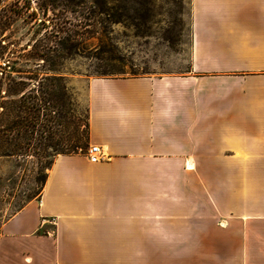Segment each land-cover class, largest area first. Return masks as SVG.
<instances>
[{
	"label": "crops",
	"instance_id": "1",
	"mask_svg": "<svg viewBox=\"0 0 264 264\" xmlns=\"http://www.w3.org/2000/svg\"><path fill=\"white\" fill-rule=\"evenodd\" d=\"M191 3L189 73L92 82L103 160L55 159L2 226L0 264H264V239L245 238L244 182L208 176L264 168V0Z\"/></svg>",
	"mask_w": 264,
	"mask_h": 264
},
{
	"label": "rangeland",
	"instance_id": "2",
	"mask_svg": "<svg viewBox=\"0 0 264 264\" xmlns=\"http://www.w3.org/2000/svg\"><path fill=\"white\" fill-rule=\"evenodd\" d=\"M25 0H0V81L2 68L6 65L14 68L12 76H26L27 71L35 70L39 62L28 58L32 45L39 34L38 25L27 15L17 16L18 6H24ZM148 6L154 11L150 17L149 35L137 36V29L117 26L114 29L118 52L126 58L125 74L113 77H99L90 74L93 61L89 58L76 57L62 66V76L74 100L73 110L79 124L89 123L90 91L92 82L97 78H161L189 73L192 63V3L191 0H149ZM36 8L35 4H32ZM25 10V9H24ZM32 12V11H31ZM133 18L137 17L131 13ZM40 32L43 33L42 30ZM97 46V40L87 41V53ZM10 70V69H9ZM21 71V73H17ZM24 82L28 79L22 78ZM3 91L6 90L3 86ZM31 86L24 93L14 96L20 100L29 94ZM36 94V92H35ZM36 106H41L36 117H31L34 133H24L20 128L18 144L23 152L29 147V156L0 157V232L4 223L15 215L21 207L38 199L50 168L40 172V165L48 166L54 159L42 158V149L48 154L56 144L61 145L66 137L62 122V108L56 114L45 110L44 97L36 95ZM24 116V115H23ZM82 121V122H81ZM19 132V129H18ZM17 134V133H16ZM17 136V135H16ZM91 144L83 152L88 154ZM224 175L236 177L244 182L245 238L259 234L264 239V230L254 232L253 223L264 224V217L254 218V203L264 204V168L245 167H208V176ZM256 181V195L254 200ZM260 202V204H259ZM263 209V208H262ZM264 244V243H263Z\"/></svg>",
	"mask_w": 264,
	"mask_h": 264
},
{
	"label": "trees",
	"instance_id": "3",
	"mask_svg": "<svg viewBox=\"0 0 264 264\" xmlns=\"http://www.w3.org/2000/svg\"><path fill=\"white\" fill-rule=\"evenodd\" d=\"M148 1L25 0L24 6H18L17 16L27 15L39 27L37 30L39 34L33 42L28 57L38 61L39 67L27 71L29 74L26 76L18 75L19 79L12 76L14 68L7 65L2 68L0 157L29 156V147L23 152L17 139L21 134L20 128L24 133L35 132L31 117L35 118L41 108L35 104L36 95L44 97L45 110L50 113L56 114L57 108L61 106L66 134L61 145L52 146L51 154L42 149V158L51 157L54 160L48 166L40 165L39 171L45 172V169H51L55 159L60 155L85 154L83 151L90 143V125L86 122L85 124L77 122L73 110V97L65 83V77L61 75L62 66L76 57L89 58L93 61L90 74L99 77L125 74L126 58L118 52L114 29L117 26L126 29L132 25L137 29V36L149 35L148 25L152 23L150 17L154 11L148 6ZM32 4H35L36 8H33ZM131 13L137 17L133 18ZM91 39L97 40V46L91 55H88L86 43ZM22 78L28 79L29 82L22 81ZM3 86L6 88L5 91L2 89ZM28 86H31L28 95L24 94L20 100L13 98L24 93Z\"/></svg>",
	"mask_w": 264,
	"mask_h": 264
},
{
	"label": "built area",
	"instance_id": "4",
	"mask_svg": "<svg viewBox=\"0 0 264 264\" xmlns=\"http://www.w3.org/2000/svg\"><path fill=\"white\" fill-rule=\"evenodd\" d=\"M87 155L93 163H98L103 160V153L99 146H91Z\"/></svg>",
	"mask_w": 264,
	"mask_h": 264
}]
</instances>
